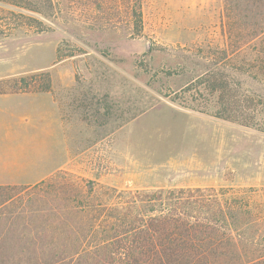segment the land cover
<instances>
[{
  "label": "rangeland",
  "instance_id": "rangeland-1",
  "mask_svg": "<svg viewBox=\"0 0 264 264\" xmlns=\"http://www.w3.org/2000/svg\"><path fill=\"white\" fill-rule=\"evenodd\" d=\"M234 8L145 0L141 35L91 31L75 13L52 30L0 37V94L63 114L62 135L24 119L23 164L96 187L264 194V17ZM22 77L50 90L1 84ZM11 186L14 194L27 185Z\"/></svg>",
  "mask_w": 264,
  "mask_h": 264
},
{
  "label": "trees",
  "instance_id": "trees-1",
  "mask_svg": "<svg viewBox=\"0 0 264 264\" xmlns=\"http://www.w3.org/2000/svg\"><path fill=\"white\" fill-rule=\"evenodd\" d=\"M144 3L0 0V37L22 27L52 30L75 13L91 31L124 27L141 35ZM224 4L264 17V0ZM1 84L50 90L24 77ZM14 188L0 185V264H264V194L254 188L118 189L62 172L8 192Z\"/></svg>",
  "mask_w": 264,
  "mask_h": 264
},
{
  "label": "crops",
  "instance_id": "crops-1",
  "mask_svg": "<svg viewBox=\"0 0 264 264\" xmlns=\"http://www.w3.org/2000/svg\"><path fill=\"white\" fill-rule=\"evenodd\" d=\"M25 100L13 94H0V185H34L54 171H33L23 164L22 125L24 119L32 118L40 130L52 134L58 129L62 135V111L50 106V111L38 113L33 105L39 100Z\"/></svg>",
  "mask_w": 264,
  "mask_h": 264
}]
</instances>
